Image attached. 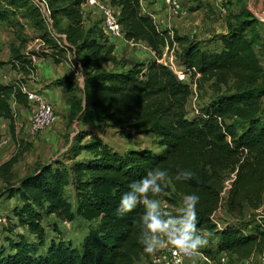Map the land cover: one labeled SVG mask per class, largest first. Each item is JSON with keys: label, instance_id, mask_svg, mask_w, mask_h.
Here are the masks:
<instances>
[{"label": "trees", "instance_id": "trees-1", "mask_svg": "<svg viewBox=\"0 0 264 264\" xmlns=\"http://www.w3.org/2000/svg\"><path fill=\"white\" fill-rule=\"evenodd\" d=\"M42 1L65 44L59 46L44 30L38 51L10 53L7 63L21 78L6 83L0 76V118L7 120L16 143L11 156L0 163V197L16 201L11 218L0 225V264H149L150 253L145 251L149 241L170 230L160 209L152 214L163 230L147 227L145 201L167 199L169 191L186 199L198 197L193 205L194 230L212 232L217 241L214 250L197 249L211 259L220 252L239 259L260 252L264 227L242 219L244 207L257 208L264 193V66L255 50L256 19L246 12L232 16L235 20L227 23L225 33L216 35L218 45L210 49L201 40L160 29L142 11L140 0H108L118 10L124 39L144 42L156 56L174 45L178 64L191 70L190 83L201 88L210 82L213 95L189 116L190 84L156 59L106 67L114 45L101 26H85L81 5L87 0ZM5 17L0 12V21ZM68 53L82 75L81 94L72 76H62L54 84L68 94L67 123H81L82 128L62 156L35 164L15 180L12 168L30 147L15 136L12 103L29 108L18 85L35 73L37 58L57 64ZM4 63L0 61V67ZM106 125L127 138L151 135L150 146L118 151L100 137ZM157 173H163L155 181L158 192L150 188L138 193L132 187ZM231 174L234 178L222 196ZM68 189L73 204L66 196ZM127 194L136 195L137 202L130 211L120 212V199ZM219 204L236 218L217 228L212 216ZM50 216L61 222L79 217L90 223L78 246L59 235L48 238L43 223ZM51 226L59 234L56 225Z\"/></svg>", "mask_w": 264, "mask_h": 264}, {"label": "rangeland", "instance_id": "rangeland-1", "mask_svg": "<svg viewBox=\"0 0 264 264\" xmlns=\"http://www.w3.org/2000/svg\"><path fill=\"white\" fill-rule=\"evenodd\" d=\"M261 3L262 6H264L263 0H261ZM38 5L40 8L37 7ZM113 8L118 13L117 8ZM250 8L253 9L252 6ZM42 9V4L39 3V0H0V12H4L6 16L5 20L0 21V58L1 60H5V65H10L7 62L10 59V53L12 50H19L20 52L22 51L23 54L29 51H38L35 49L38 43L35 40L39 38L41 32H44V30L47 31V28L53 30L55 38L59 39L58 27H54L49 23V21H47V13H45ZM36 14H38V16H36ZM38 18H40V22ZM260 18L264 20V7ZM46 24H48V26ZM255 30L258 34V37L255 38V50L262 66H264V25H258V23H256V28L254 25V31ZM106 38L112 45H114L112 42L116 41L115 39H117L107 36ZM201 43L204 48L210 49H213L218 45L216 35L205 36L203 40H201ZM190 88L191 95L187 103V110L188 115L193 116L194 114H197L201 106L210 99V97L213 95V90L210 86V82H204L201 88H198L195 83L192 82L190 84ZM25 122L26 120H18L17 124H15L16 138L30 145L29 149L19 160L21 163L23 161L27 162L35 155L39 156L43 154V152L47 149L55 150L56 148H61L59 147L62 146L61 143H63V150L60 153L62 156L71 146V143L73 139H75V135L78 130L82 128L81 123L74 122L68 124L67 121H64V123H57L55 121L47 129L30 136L26 133L24 128ZM0 135H2L0 137L4 141L0 155L1 163L12 154L16 143L7 129V125L6 127H2L0 129ZM48 137L51 138V140L46 142L45 139ZM100 137L108 145L116 150L119 149L121 151H124L125 148L131 145L150 146L152 139L151 135H135L132 138H127L124 134H120L118 130L110 128L107 125L103 126V130L100 132ZM15 166L16 168L14 175H17L19 170L18 166ZM66 196L68 197L69 202L73 204L74 197L73 192L70 191V189L67 190ZM166 198L167 199L153 201L157 204L156 209L163 210L165 215L168 217L166 225L169 227L170 231L166 234V236L181 237L185 234V224L181 225V223L184 222V218L188 216L187 199L185 197L173 194L172 191H169L166 194ZM15 203L16 201L14 198L6 199L4 196L2 198L0 197V225L5 223V221L7 222V220L11 218L10 210ZM257 208L252 209L248 206H245L243 209L242 219L245 222L250 223L252 226L258 225L264 227V217L259 213ZM235 218L236 217L227 211L226 205L222 204L212 217V222L216 223V227L219 228L222 224L235 220ZM43 224L46 228L48 238L57 239V236L59 235V237L62 239L70 241L73 246L79 245L90 225L89 222L82 220L79 217H75L71 222H61L57 221L53 216L45 218ZM51 225H56V227L59 229V234L52 231ZM187 234L189 235L190 240L200 239L201 244L198 245L197 248H209L211 250L215 249L217 239L214 238L215 235L212 232L189 230ZM2 239L3 238L0 230V244ZM219 254L220 253L215 255L212 264H242L245 260L239 259L228 253L223 256L224 260H221L220 256H222V254ZM254 259L257 261V257Z\"/></svg>", "mask_w": 264, "mask_h": 264}, {"label": "crops", "instance_id": "crops-1", "mask_svg": "<svg viewBox=\"0 0 264 264\" xmlns=\"http://www.w3.org/2000/svg\"><path fill=\"white\" fill-rule=\"evenodd\" d=\"M107 5H109L108 0H87L81 6L85 26H90L92 24L100 26L102 22V9ZM140 5L142 11L149 13L160 29L175 30L179 35H185L188 38H194L196 40H203V38L208 35L225 33L227 23L235 20L232 16L240 13L243 14L244 12L256 19L258 25H264V20L260 18L264 7L262 6L261 0H180L182 12L180 16H174L171 13L165 0H140ZM251 6L253 9L250 8ZM51 22L50 24H52ZM46 25L48 26V24ZM47 31L49 37L53 38V30L47 28ZM59 36L64 37L61 33H59ZM115 40L116 41L112 42L114 44L113 57L111 60L107 61V68H111L113 65L117 67H129L138 62H147L148 60L154 59V52L144 42H134L126 40L124 37ZM35 41L38 42L35 49L39 50L42 44L41 39L37 38ZM21 53L23 52L21 51ZM0 61L5 62V60H1V58ZM73 61L77 62L71 53L66 55L64 61L57 64L50 58H37L34 61L36 67L35 73L23 77L22 80L24 82H29V84L42 93L45 99L53 105L57 123H64V121H66L68 94L63 86L55 85L54 81L70 72L72 78L76 82L78 94H81L82 75L81 72L73 66ZM0 76L6 83L21 78L20 74L8 64H4L0 67ZM12 108L14 111V125L17 124L18 120H26L27 122L30 108H25L15 103H12ZM6 125L8 129L7 120L0 118V129L6 127ZM0 139L2 140L1 137ZM49 140H51L49 137L45 139L46 142ZM61 144L63 146V143ZM62 146H59L61 148H56L55 150L47 149L43 154L39 156L35 155L27 162L23 161L21 163L18 161L15 164L18 166L19 170L17 175H14L16 166L14 165L12 168L14 179L16 180L26 172L31 171L35 164L49 161L55 156L57 157L63 150ZM117 150L121 151L119 149ZM1 152L2 144L0 145V155ZM7 159L3 160L1 163ZM168 238L169 236L164 234L150 240L149 244L152 247V252L166 243Z\"/></svg>", "mask_w": 264, "mask_h": 264}, {"label": "built area", "instance_id": "built-area-1", "mask_svg": "<svg viewBox=\"0 0 264 264\" xmlns=\"http://www.w3.org/2000/svg\"><path fill=\"white\" fill-rule=\"evenodd\" d=\"M165 2L174 16H180L182 14L180 0H165ZM39 3L42 4V8H43L42 10L48 15V12L45 10L44 2L42 0H39ZM37 7H39V5ZM47 21H49V23L51 22L49 18ZM101 28L103 33L107 37L110 38L123 37L122 28L118 22V13L110 5H107L102 9ZM58 37L59 39L55 38V34H53V39L56 41V43L59 46L64 45L65 44L64 37L63 36L60 37L59 35ZM154 59H156L157 62L168 67L180 81H185L191 84L190 83L191 70H186L184 67L178 64V61L174 54V45L173 47L170 48L168 46H165L159 56H156L154 54ZM65 76H71V73L68 72L65 74ZM196 76H198V74ZM18 86L20 90L25 94L30 108L29 118L25 123L24 128L28 135L33 136L47 129L49 126H51V124H53L56 121L57 117H56L55 109L53 105L45 99L44 95L40 93L38 90H36L31 84H29V82H24V81L20 82ZM3 142L4 141L0 139V145L3 144ZM233 178H234V174H231L230 177L224 181L223 190L221 192L222 196H225L226 191L229 189L230 183ZM219 207L217 208V210L219 209ZM257 209L259 213L264 217V193L262 195L261 201ZM178 238L180 237L169 236L166 243L159 246L154 252L150 254L148 263L149 264H212L213 259H211L209 256H207L198 249L190 250V253L183 252L174 243V240ZM220 254H222V256H220V259L224 260L223 256L226 255V252H220ZM255 257H257V261L254 259ZM242 264H264V248L257 254H254L250 258L245 259Z\"/></svg>", "mask_w": 264, "mask_h": 264}, {"label": "clouds", "instance_id": "clouds-1", "mask_svg": "<svg viewBox=\"0 0 264 264\" xmlns=\"http://www.w3.org/2000/svg\"><path fill=\"white\" fill-rule=\"evenodd\" d=\"M163 176V173H157L155 176L144 179L139 184H133L132 187L135 189L138 193H146L151 190L153 192H158L160 189L158 186H156L155 181L159 177ZM198 197L196 196H189L187 197V209H188V218L185 222L184 227V235H182L180 238L175 239L174 243L185 253H190V250H196L197 246L201 244L200 239L190 240L189 235L187 234L189 230H194V216L195 212L193 210V205L196 202ZM137 202V197L134 194H127L123 195L119 202V211L120 212H126L130 211L134 205ZM149 208V213L146 217V220L148 221L147 227L152 230L153 232L163 230L164 226L161 224L160 220L157 218V216L153 215L152 212L157 208V204L155 202L145 201ZM145 251L151 253L152 247L149 246L145 249Z\"/></svg>", "mask_w": 264, "mask_h": 264}]
</instances>
